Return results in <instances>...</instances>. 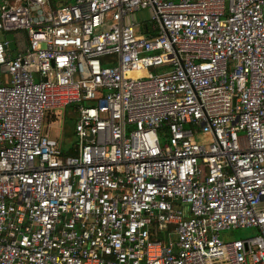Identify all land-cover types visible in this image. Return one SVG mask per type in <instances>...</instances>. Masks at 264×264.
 I'll use <instances>...</instances> for the list:
<instances>
[{
  "label": "built area",
  "instance_id": "1",
  "mask_svg": "<svg viewBox=\"0 0 264 264\" xmlns=\"http://www.w3.org/2000/svg\"><path fill=\"white\" fill-rule=\"evenodd\" d=\"M53 1L0 6V264H264V0Z\"/></svg>",
  "mask_w": 264,
  "mask_h": 264
},
{
  "label": "rangeland",
  "instance_id": "2",
  "mask_svg": "<svg viewBox=\"0 0 264 264\" xmlns=\"http://www.w3.org/2000/svg\"><path fill=\"white\" fill-rule=\"evenodd\" d=\"M144 19L147 20L149 16V12L145 11ZM18 31L10 32V34H14L19 37ZM4 34H9L5 32ZM145 36V34H143ZM74 106L66 107L64 109H58L52 111L54 119L49 121V117H47L44 122V132L46 135H49L50 139L56 141L62 151H69L72 149L77 143L78 138L75 134V124L77 122V115L74 112ZM199 139V137H197ZM199 141V140H197ZM256 235V230L254 228H236L230 229L224 232H221V239L224 241H233L237 239H245L249 237H253ZM176 236L172 235L169 237V240H175Z\"/></svg>",
  "mask_w": 264,
  "mask_h": 264
},
{
  "label": "crops",
  "instance_id": "3",
  "mask_svg": "<svg viewBox=\"0 0 264 264\" xmlns=\"http://www.w3.org/2000/svg\"><path fill=\"white\" fill-rule=\"evenodd\" d=\"M73 2H74V0H54L53 2L50 3L49 7L52 8V9H56V8L63 7L65 5L71 4ZM19 3H20V0H0V6H2V5L14 6V5H18ZM144 12L145 11H141V12L136 13L134 15L133 19H135L136 21H140L141 19L144 18V14H143ZM9 34H7V35H9ZM7 35H5V37ZM11 35L13 36V41H14L15 48L13 50H9V51L13 55V54H16L17 52H19L21 49L24 48L25 41H26L25 40L26 35H25L24 32H20L19 33V37L15 36L14 34H11ZM48 115L54 116L52 112H50ZM47 136H49V135H47ZM51 140H53V139H51Z\"/></svg>",
  "mask_w": 264,
  "mask_h": 264
},
{
  "label": "water",
  "instance_id": "4",
  "mask_svg": "<svg viewBox=\"0 0 264 264\" xmlns=\"http://www.w3.org/2000/svg\"><path fill=\"white\" fill-rule=\"evenodd\" d=\"M5 41L8 42V44H7L6 47H7L9 50H13V49L15 48L14 41H13V36H12L11 34H9V35H7V36L5 37ZM88 140H91V136L88 137Z\"/></svg>",
  "mask_w": 264,
  "mask_h": 264
},
{
  "label": "trees",
  "instance_id": "5",
  "mask_svg": "<svg viewBox=\"0 0 264 264\" xmlns=\"http://www.w3.org/2000/svg\"><path fill=\"white\" fill-rule=\"evenodd\" d=\"M50 115H47V117H49ZM46 117V118H47ZM52 119H54V117L53 116H51L50 118H49V121L51 120L52 121ZM45 120H47V119H45ZM74 152V149H70L69 151H63V154L64 155H70V154H72ZM154 233V232H153ZM158 234H155V236H154V238H156V239H158Z\"/></svg>",
  "mask_w": 264,
  "mask_h": 264
},
{
  "label": "bare ground",
  "instance_id": "6",
  "mask_svg": "<svg viewBox=\"0 0 264 264\" xmlns=\"http://www.w3.org/2000/svg\"><path fill=\"white\" fill-rule=\"evenodd\" d=\"M140 73H134V74H132V76H137V75H139Z\"/></svg>",
  "mask_w": 264,
  "mask_h": 264
}]
</instances>
